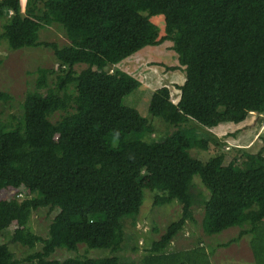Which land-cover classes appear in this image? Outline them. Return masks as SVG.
<instances>
[{"label": "trees", "instance_id": "1", "mask_svg": "<svg viewBox=\"0 0 264 264\" xmlns=\"http://www.w3.org/2000/svg\"><path fill=\"white\" fill-rule=\"evenodd\" d=\"M37 1L43 5L27 4L24 14L21 0H0V18L7 19L0 39L14 50L50 48L57 60L36 69L21 114L0 118V190H16L0 199V233L14 225L13 242L42 247L17 258L0 242V264H212L204 244L168 251L195 221V207L204 209L208 237L234 226L241 231L232 242L259 233L264 153L238 144L231 158L223 150L203 160L190 150L208 149V130L222 123L264 114V0ZM156 15L164 16L163 35L151 20ZM53 25L65 32V44L40 40V30ZM167 40L186 78L177 103L168 87L153 91L149 112L176 129L146 140L154 125L123 102L142 84L110 68ZM12 100L0 90V107ZM195 176L207 192L197 190ZM144 178L159 190L156 205L176 200L182 213L134 259L127 253L139 248L129 243L124 218L139 215ZM46 207L56 214L44 237L28 223ZM79 244L106 254L50 258L57 248L75 251Z\"/></svg>", "mask_w": 264, "mask_h": 264}, {"label": "rangeland", "instance_id": "2", "mask_svg": "<svg viewBox=\"0 0 264 264\" xmlns=\"http://www.w3.org/2000/svg\"><path fill=\"white\" fill-rule=\"evenodd\" d=\"M33 7L42 6V2L28 0L27 4ZM25 3L22 12L26 14ZM151 20L160 28L161 34H165V19L163 15H156ZM7 19L0 18V33ZM40 40L57 42L63 45L67 42L65 32L58 25L48 26L40 30ZM57 60L50 48L35 47L14 50L11 49L5 39H0V90L9 92L13 100L1 105L0 118L3 121L10 120L14 114L20 115L23 101L29 91L34 90L38 67H55ZM86 65L77 66L80 71ZM120 68L138 78L141 86L124 98L126 106L136 108L141 115L146 117L155 127L153 134H146V140H160L167 133H171L175 126L166 123L162 118L152 116L149 112V102L153 91L162 87H168L170 98L177 103L181 94L178 86L183 84L186 72L178 61V55L173 49V41L167 40L159 45L146 46L130 58L124 59L120 64L111 66L110 70ZM192 130L199 129L200 125L191 123ZM201 129V128H200ZM210 134V146L208 149H192L190 153L203 160L209 159L220 151H226L229 158L235 152L236 145L240 144L252 152L264 153V114L253 113L243 123H222L218 127L208 130ZM197 190L207 192L202 185L199 176H195ZM146 179L141 180L145 190L144 203L136 218L125 217V230L128 241L139 248V252L129 251L127 256L139 259L146 253L153 240L159 239L167 230L168 226L179 219L182 206L178 201L171 204L156 205V195L159 190H151L146 185ZM16 190H0V199L15 196ZM27 193V192H26ZM25 193V194H26ZM34 194H27V197ZM56 211L48 207L40 208L31 215L28 227L41 236L49 235L50 223ZM195 221H188L182 230L168 246V251L185 249L204 244L206 250L211 251L210 261L212 264H264V222L259 233L254 232L244 235L239 241L232 242L236 238L241 227H230L220 233L209 235L204 233L202 220L203 207H195ZM15 226L5 229L0 233V242L7 243L17 258H24L33 251L41 249V244H36L30 249L20 243L12 241V233ZM232 242L226 245L227 242ZM200 242V243H199ZM210 247V248H209ZM106 250L89 248L85 244H79L77 250L57 248L51 259H66L68 257H102ZM29 264V263H24Z\"/></svg>", "mask_w": 264, "mask_h": 264}, {"label": "clouds", "instance_id": "3", "mask_svg": "<svg viewBox=\"0 0 264 264\" xmlns=\"http://www.w3.org/2000/svg\"><path fill=\"white\" fill-rule=\"evenodd\" d=\"M27 1H28V0H27ZM27 1H26V2H23V0H21L22 6H23L24 3H25V5L27 6Z\"/></svg>", "mask_w": 264, "mask_h": 264}, {"label": "crops", "instance_id": "4", "mask_svg": "<svg viewBox=\"0 0 264 264\" xmlns=\"http://www.w3.org/2000/svg\"><path fill=\"white\" fill-rule=\"evenodd\" d=\"M243 123V122H242ZM242 146V145H241Z\"/></svg>", "mask_w": 264, "mask_h": 264}]
</instances>
